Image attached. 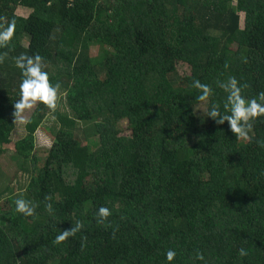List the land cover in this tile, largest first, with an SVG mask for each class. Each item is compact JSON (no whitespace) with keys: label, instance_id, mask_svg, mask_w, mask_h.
I'll return each instance as SVG.
<instances>
[{"label":"trees","instance_id":"obj_1","mask_svg":"<svg viewBox=\"0 0 264 264\" xmlns=\"http://www.w3.org/2000/svg\"><path fill=\"white\" fill-rule=\"evenodd\" d=\"M13 22L0 47V156L13 148L20 161L0 164V198L19 172L27 180L0 203V264H167L168 248L173 264L196 251L206 264H264V117L250 140L206 117L209 103L225 111L218 82L230 76L246 98L264 91V0H0V31ZM21 53L43 58L67 111L38 103L12 141ZM193 79L214 89L202 111ZM47 116L58 126L39 151ZM16 198L36 205L32 217ZM99 206L112 210L104 225Z\"/></svg>","mask_w":264,"mask_h":264},{"label":"clouds","instance_id":"obj_2","mask_svg":"<svg viewBox=\"0 0 264 264\" xmlns=\"http://www.w3.org/2000/svg\"><path fill=\"white\" fill-rule=\"evenodd\" d=\"M15 29V23H11L3 31H0V47H4L9 42ZM3 57L0 56V62ZM15 67L20 70L21 79L18 84L17 99L14 102L13 122L19 124H27L29 120L25 113L33 109L38 103L47 106L49 110L54 111L57 107L59 83L52 84L49 80V73L45 70L46 65L43 58L39 54L28 55L21 53L15 58ZM193 87L200 90L199 101L205 102L214 94V89L208 85L201 83L198 79H193ZM218 87L227 93L226 102L223 107L225 111H221L220 106L215 103L207 105L206 117L212 118L217 124L228 122L229 129L235 136L244 140H250L249 132L251 131V121L258 117H264V91L258 93L252 98L244 97L242 88L245 85L239 83L236 77L230 76L224 82H218ZM52 142L47 143V147L51 148ZM15 211L25 217H32L35 213L36 205L31 201L16 198L14 200ZM46 210L51 213L52 205L48 204ZM112 215V210L106 206H99L94 212V219L98 224L104 225L108 218ZM83 225L77 221L69 230L60 231L54 238V242L59 244L70 236H74ZM247 250L238 249L240 257L246 256ZM167 264H173L177 257V251L168 248L163 253ZM196 261L205 262V256L202 252L196 251L192 258V264Z\"/></svg>","mask_w":264,"mask_h":264},{"label":"rangeland","instance_id":"obj_3","mask_svg":"<svg viewBox=\"0 0 264 264\" xmlns=\"http://www.w3.org/2000/svg\"><path fill=\"white\" fill-rule=\"evenodd\" d=\"M18 12L19 14L22 15H26L29 10L25 9V8H18ZM91 49V55L96 56L99 47L97 46H92L90 47ZM178 69L181 72H186L188 70V66L185 64H178ZM65 93H60V97L58 96V104H57V108L59 109H65V111H67L65 105ZM36 107V106H35ZM35 107L29 111H27L25 113L26 118L28 119V117L31 115V113L34 111ZM196 109H199L200 111H202L205 107H206V102H201L199 104H197ZM70 114V113H69ZM56 124V127L58 126V123L55 122L54 118L52 116H47L44 121L40 124L39 128L36 130L35 132V148L36 150L39 151H44L47 150V143L49 141L52 142V138H53V133H51V128L52 130L53 128V124ZM122 126H125V121L121 122ZM81 127V126H80ZM83 128L79 129L77 131L78 133V137L81 140H90L93 139L90 142V149H94L96 148V144L94 142L95 138L93 135V130L88 129L87 134L83 132ZM23 135V124H19L16 123V127L15 130L13 131V133L11 134V139L12 141L17 140L19 137H21ZM12 145H9L8 147H10ZM20 161V159L14 154L13 152V148H11L10 150L6 151L3 153V155L0 156V164L1 166L4 163H8L7 164V168H10V170L15 169L17 167V165L19 164L18 162ZM25 179L27 180V178L25 177V175L20 174V172L18 173L16 179L10 183V187L9 190L0 198V203H2V201L4 200V198L11 192L14 191L13 193H15L16 191L20 190L21 188L24 187V183H25ZM5 179L2 178L0 179V183L3 182ZM11 190V191H10Z\"/></svg>","mask_w":264,"mask_h":264}]
</instances>
